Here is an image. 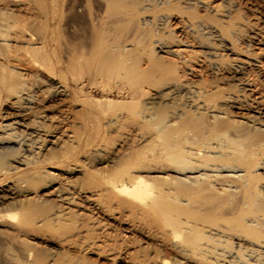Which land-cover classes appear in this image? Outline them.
<instances>
[{
    "label": "bare ground",
    "instance_id": "bare-ground-1",
    "mask_svg": "<svg viewBox=\"0 0 264 264\" xmlns=\"http://www.w3.org/2000/svg\"><path fill=\"white\" fill-rule=\"evenodd\" d=\"M234 2L0 0V264H264V33Z\"/></svg>",
    "mask_w": 264,
    "mask_h": 264
},
{
    "label": "rangeland",
    "instance_id": "rangeland-1",
    "mask_svg": "<svg viewBox=\"0 0 264 264\" xmlns=\"http://www.w3.org/2000/svg\"><path fill=\"white\" fill-rule=\"evenodd\" d=\"M234 1L235 0H233V2ZM234 4H237L238 7H240V10H243L244 11L243 13H245V15L247 17H249V19L252 20L253 23H255V22H256L255 24L258 23V25H256V26L259 27L260 29L262 28L261 30L264 33V1L263 0H237V1L234 2ZM69 9L66 8L65 9L66 12L64 10L65 13L64 12L63 13L65 14V16L63 15L64 16V18H63L64 20L62 21L61 27H60V35H61V37H63L62 38L63 41H64V39L65 40H70L72 38L75 39V40L76 39H80V38H83L88 33L87 18L82 17L81 16V12L78 11L75 7L69 8ZM197 49L199 50L198 52H197ZM201 49L202 48H198V47L195 48V50H196V52L198 54H200L201 52H203V55H204V51L205 50L204 51L203 50L201 51ZM219 49L221 50L220 52L222 53V55H224L223 57H225L227 59H232L233 58L234 55L232 53L229 54L228 51H226V50H224L222 48H219ZM254 50H257V49H254ZM201 66H202V68H201V71H202L201 72V79H203L202 81L206 82L208 80L209 81L210 80H213V78H215V76L213 75V72H212L213 70L209 66H207V65L205 66L204 64H202ZM251 69H252L251 72H253V70H255L253 67H246V70H248V71L251 70ZM254 72L256 73V71H254ZM254 72H253L254 77L255 78L258 77L257 78L258 79V82L262 81L264 83V80H262V78L258 74L255 75ZM92 88H93V90H91ZM95 88H96V90H95ZM95 88L92 87V86H90L88 88L86 87V89H87V90L85 89L86 90V93L87 94L89 93L88 95H90V96L92 94L93 97H97V96L102 97L104 95L103 93H107V95H109V97L117 98V99H120L122 97L121 95H123V97L121 98L122 100L126 99V97H127L125 95V94H127L126 89H122V90H124L122 92L121 89H118V88H115V87H113L111 89L106 88V90L105 89L104 90L103 89L101 90L100 89L101 87H98V86H96ZM112 93L115 94V96ZM117 95H119L120 98ZM99 97H97V98H99ZM49 103H50V101H47L45 104H49ZM0 120H2V106H0ZM16 197L17 196H13L12 200H11V198H7L8 200L6 199V201H4L2 203V201H1V199H2V192L0 191V202L2 203V204L0 203L1 204L0 207H4V205L6 204L5 205V208H0V209L3 210V212H12L13 210L9 209V211H8L7 209L13 207V205H12L11 202ZM9 200H10V202H8ZM6 202L7 203H10L9 204L10 206ZM83 214H85L84 217L86 219H87L86 216H88V214H90V215H93L94 217H98V218H96L97 220H99V221L101 220L100 222H102L101 223L102 226L97 231H95V232H97L99 234H102V232H103V234L105 233L104 235H106V237L105 236L104 237L107 239V240L105 239L107 242H110L111 241L112 243L119 244L121 241L122 242L125 241V243H131L130 244L131 247H144L145 246V248L153 245V243H151L148 239H146L141 233H139L137 231H134V230H132V231L129 230L124 224H121L119 222L112 221V220L108 219L105 216H101V215L100 216L99 215L97 216V215H94V214H92V213H90L88 211H84ZM79 217L80 216H77V218H76L79 221V223H80V220L81 219H82L81 221H86L85 218L83 217V215L81 216L83 218L78 219ZM77 220H76V223L78 222ZM79 223H77V224H79ZM103 224H105V225L103 226ZM55 226H56V228L53 227V228H46V229H44V231H47L48 233H50V235L52 236V238H56V237H53V236H58L63 231L61 229V226H58L60 230L57 229V225H55ZM62 226L65 228L67 225L65 224V225H62ZM103 227H104V230H103ZM0 229L2 230V227H0ZM1 230H0V232H1ZM107 233L109 234V236L112 234V236H110V237L107 236L108 235ZM0 236H1V234H0ZM111 237H112V240L109 241V239ZM31 242H35V244H38V247L43 248V250L45 252H47L48 254L49 253H56V252H59L60 251V246H59L58 242L55 241V239H53V240L50 241V239H47L46 240V239H42L39 236L37 238V236H36V237H34L32 239ZM125 243H122V244H125ZM166 255H167V253H166Z\"/></svg>",
    "mask_w": 264,
    "mask_h": 264
}]
</instances>
